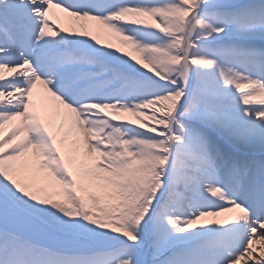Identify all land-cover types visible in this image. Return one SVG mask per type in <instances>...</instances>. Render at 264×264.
<instances>
[{"label":"snow or ice","instance_id":"6c2138e0","mask_svg":"<svg viewBox=\"0 0 264 264\" xmlns=\"http://www.w3.org/2000/svg\"><path fill=\"white\" fill-rule=\"evenodd\" d=\"M0 264H264V0H0Z\"/></svg>","mask_w":264,"mask_h":264}]
</instances>
